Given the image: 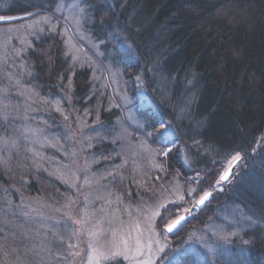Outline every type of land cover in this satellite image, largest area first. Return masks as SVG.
I'll use <instances>...</instances> for the list:
<instances>
[{
  "label": "trees",
  "instance_id": "trees-1",
  "mask_svg": "<svg viewBox=\"0 0 264 264\" xmlns=\"http://www.w3.org/2000/svg\"><path fill=\"white\" fill-rule=\"evenodd\" d=\"M58 1L28 0L20 9L0 1V16L28 14L0 21V264L32 262L41 226L36 211L57 210L69 189V179L63 182L53 168L59 157L35 158L45 128L55 131L54 140L76 164L83 160L82 142L89 141L84 152L92 157L91 173L111 171L107 186L122 202L130 196V203L151 204L145 198L177 179L185 194L192 185L199 187L197 198L212 191L210 201L166 237L185 234L193 241L215 229L225 257L192 264H264V0H81L82 26L100 51L72 33L55 12ZM44 14L55 29L35 34L9 27ZM62 30L87 61L71 59ZM15 34L25 39H11ZM115 84L151 136L125 118L128 107ZM57 100L68 124L51 110ZM83 113L89 131L81 141L72 134ZM162 122L175 132L170 143L158 137ZM139 141L154 150L159 168L122 164V150ZM162 150L170 151L165 156ZM237 153L242 159L234 175L216 184ZM219 232L237 235L224 241ZM173 242L180 247V240Z\"/></svg>",
  "mask_w": 264,
  "mask_h": 264
},
{
  "label": "rangeland",
  "instance_id": "rangeland-1",
  "mask_svg": "<svg viewBox=\"0 0 264 264\" xmlns=\"http://www.w3.org/2000/svg\"><path fill=\"white\" fill-rule=\"evenodd\" d=\"M0 1L4 2L5 5L13 9H20L28 3V0H16V1L15 0H0ZM81 8L83 9V12L80 11ZM54 9H55V12L63 15L62 18L65 21V23H67L70 27L73 26L74 30L72 29V33L74 35L76 34L80 40H82L84 43H87L89 47L93 48V50L100 51L98 49L99 42L97 41L95 42L92 39V37H90V35L87 33V31H85V28L82 26V23H83L82 16L85 13V9L82 6L81 0H59L56 8ZM26 16H28V14L5 15V16H0V17H11V19H4L0 21H10V20H15L19 18H24ZM76 18L79 19V23H76ZM49 20L53 22L51 17H49L47 14H44L43 16L33 19L31 21L25 20L24 23L20 22V24L9 26V27L14 28V29L19 28L20 31L25 27L28 29L27 32H29L30 30L33 33L37 34L38 32H42L41 29H46V28H48L47 30L55 29V26L57 23L52 24L49 22ZM33 24L37 25L36 30H34L31 27ZM61 33L64 34V42L68 48V52L71 55L70 56L71 59L76 62L87 61L86 60L87 58L85 59V56L83 55L82 51L79 50V48L76 46V43L73 39L74 37L65 30H62ZM16 35L17 34L11 37V39L16 38L19 43L21 40L25 39L22 37L18 38ZM10 43L13 44V41H11ZM6 45L7 44L5 43V46ZM2 46L4 45L2 44ZM97 82H98V85H102V82L100 81L99 78H97ZM114 87H115L114 91L119 96V99H121L120 104L122 106L128 107L127 111L124 113L125 118L129 120L128 122L130 123L132 122V124H134L136 127L138 128L140 127L139 129L142 132L146 131L144 134L148 135L149 132H147L148 130L144 129L145 123L142 117H140L135 111H132L133 110L132 108H130L129 97L125 94H122L120 90L118 91L116 84L114 85ZM5 98L6 96L3 95V99ZM1 100L2 98L0 97V103H2ZM50 103L52 106L51 110L56 111V114L58 113V115H60L62 113L61 112L62 109L59 104L60 102L57 100L53 102L50 101ZM25 105L26 103L23 102L22 106H24V108H26ZM16 107L17 106H15V108ZM57 108H59L60 111H57ZM62 115H63L62 117L60 115L59 119H57L59 123L61 124L63 122V124L65 123L68 124L69 120L65 119V117L67 116L64 115L63 113ZM55 117H57V115H55ZM77 119H78V124H79L81 123L82 120L84 122L87 119V116L84 115L83 113L82 118L78 117ZM48 122L50 123V121ZM141 125H143V127H141ZM79 126L80 127L76 128V130H78V134H75L72 131L74 133L72 135H75L76 138L78 137L81 138V141H82V138L85 135L84 130L89 131V129L86 128L85 125L83 126V124L82 125L79 124ZM62 128H63V125H62ZM162 128L163 127H161L159 131H161ZM53 135H55V131L53 129L45 128L44 139H42V141H38L37 145L38 147H40V149L36 150L37 156H35V158L38 157V159L46 158L47 160H51L53 158L52 155H55L56 158L59 157V163L53 165V168L56 169L57 177L62 179L63 182L69 179L70 182L67 181L69 182L67 183V185L69 186L70 190L66 189V192H63L64 194L62 195V202H61L60 207L57 210H53V211L48 210L47 212V210L44 209L43 210L44 212L40 210L36 211L38 214L37 222L39 223L37 225H41L39 226L40 235L37 236V239L34 242L35 246H34V253H32L33 254L32 262H27L26 264H57V262L61 260L62 258L57 257V260H52L51 257L46 252H44L42 249L44 247H47V248L52 249L54 253L62 252L66 245L60 244L57 240V237L60 235H64L65 239L67 240V236L65 233V224L67 222V217L65 216V212L70 210L73 214V218L75 219L77 216V213L78 212L82 213V211L85 209L89 212L96 213L92 221L93 223L96 219H101V217L104 218L101 220V225H102V228L104 229V232L101 234L99 238V243L101 245L105 244L107 241H109L112 238V233L110 230L115 229L117 240H127L129 242V245L131 246L133 255L135 253L136 241L137 239H139L140 243L144 245L143 256L136 257V259H141V258L147 259L149 256V251H148L147 246L149 245V243H151L153 247H155L156 246L155 240L160 239V237L154 236L152 233L148 231V228L146 226L147 216L148 214H150V209L155 210L158 204L163 202L165 198L169 200H174L179 195H185V192L183 193L179 180L178 179L176 180L174 178L176 180L174 181L175 185L173 186L172 183H170L169 184V187L171 186L170 189L165 191L162 195L158 191L159 193L158 192L156 193L155 198L153 199L145 198L146 201L152 202L151 204L150 203L144 204L143 200H138V199H134L135 203H130L129 201H132V198H130V196L125 198L127 199V202L125 201L122 202L120 198L121 196L119 197L117 193L113 192V190H111L107 186L108 181L106 179L107 178L106 175L112 174L111 171H108L109 173L108 172L104 173V175L103 174L96 175V174L91 173L92 157L91 156L89 157L88 155L90 154H87L86 152H84L85 150L89 149V146H90L89 141L82 142V144L83 143L84 144L81 145V147H83L82 149L83 155H81L83 158L82 160L83 164L80 162L79 159L76 164L70 158L68 160V158L66 157L68 154L64 153L65 151L62 148V146H58L59 144L56 140H54L55 138H53ZM40 136L42 137L43 133H41ZM169 137L175 138V132H174V135L169 136ZM0 140L2 141L4 140V138L0 137ZM8 140L14 141L11 138H8L7 141ZM134 143L135 144L132 143V145H130L129 148L125 147L124 150H122L123 158H120V160L122 161V164L126 162L130 163L129 166L133 167V170H139L141 167H146L145 165L147 164H150V167L159 168L158 166L159 163H157L158 161L156 162L154 159V156L156 154L154 150L150 148L145 142L139 141V142H134ZM2 151H3V146L1 147L0 145V158L2 156ZM46 151H49V152L47 153ZM50 151H54L55 154ZM61 156L64 157V159L61 158ZM65 159L67 160L66 162H65ZM229 163H231V160H228L226 162L225 168L229 166ZM223 171L224 170L222 169L221 173ZM165 176L167 177L168 174ZM85 179L92 181V183L85 184ZM103 179L105 181L102 183ZM192 188H194L193 185L191 187H188V189L186 190V193ZM215 189L220 190L221 186H217L215 187ZM85 197H87V201L85 200ZM98 197L100 199H98ZM195 199H198V198L195 197L194 199H192L188 195H185L186 202L182 205V207H192V205L195 202ZM101 209H103L102 212L99 211ZM198 211H196L195 209L192 215L197 213ZM46 212L47 214L45 215ZM180 213H182V211ZM41 218H43V221H41ZM170 219H174V217L173 218L170 217ZM137 224L140 225L139 228H137L136 226ZM215 233L216 231L213 228L211 230V233L206 234L208 238H206L205 235L201 234L200 236L202 237L197 238L194 236V239L192 241L190 240L189 237L185 238L184 236L185 234H184L182 235L183 239L169 237V240L168 239L161 240V243L166 242L168 245H170V247L166 250L169 254L179 253L181 254L179 255V258L184 257L191 264L196 261L202 260V258L212 259V257H216V258L221 259L225 256L222 254L220 249L217 248V246L221 247L222 245H220V243L216 241V239H220V237H217V234ZM218 235L221 236V232H219ZM80 239H81V251H83L84 241L87 238L84 236H81ZM178 240H180V244H181L180 247L178 248L173 247V243H176L173 241H178ZM72 242H75V241H72ZM209 249H211V251H209ZM186 251L190 252L191 255H183V253ZM193 252H197L196 257L193 256ZM77 264H79V261H77ZM101 264H133V261L131 259H124L123 257H116L114 260L110 259V260L102 261ZM162 264H166V262H162Z\"/></svg>",
  "mask_w": 264,
  "mask_h": 264
},
{
  "label": "snow or ice",
  "instance_id": "snow-or-ice-1",
  "mask_svg": "<svg viewBox=\"0 0 264 264\" xmlns=\"http://www.w3.org/2000/svg\"><path fill=\"white\" fill-rule=\"evenodd\" d=\"M83 12V9H80ZM11 19V17H0V20ZM76 23H79V19L76 18ZM43 31V29H41ZM16 55H20V53H16ZM140 77L137 76V80ZM17 84L20 83L19 80L16 81ZM57 111H60L57 108ZM67 119V117H65ZM163 128L158 133V137L162 143L171 141L168 140L169 136L174 135V130L171 129V125L168 122H162ZM143 127V125H141ZM29 131H32L29 129ZM149 136L152 133H148ZM170 151V150H168ZM168 151H161V155H167ZM242 159L241 155L237 153L232 157V160L235 162H239ZM234 175L233 172V164L229 163V167L225 170L216 181V184H220L222 182H228L230 176ZM115 178V177H114ZM194 181L199 180V175L193 178ZM92 181L85 179V184H90ZM167 189L161 186L160 194L162 195ZM199 192V187L190 189L185 195H188L190 198L194 199L196 194ZM153 195H156V192H153ZM185 195H179L174 200L164 199L163 202L159 203L155 210L150 209V214L147 216L146 226L148 231L152 233L154 236L160 237V239L155 240V247L151 243H149L148 251L149 256L147 259H136V257L143 256V248L142 245L137 239L135 253L132 254L131 246L127 240H117L116 238V230L111 229L112 238L107 241L105 244L101 245L99 243V238L101 234L104 232V229L101 225V220L104 219H96L93 221L95 217V212H89L86 209L82 211V213H77L76 218H73L72 212L69 210L65 212V216L67 217V222L65 224V233L67 236V240L64 235H60L57 237V240L60 244L66 245L62 252H53L52 249L44 247L42 250L46 252L52 260H57V257H61L62 259L57 262V264H101L102 261L105 260H114L116 257H123L124 259H131L133 264H162V262H166V264H181L179 259V253L169 254L166 250L170 247L166 242L161 243V240H166V237L169 233H173L177 231L180 226L184 222L187 221V218L192 215L195 209L201 208L205 205V203L213 196L211 191H204L202 195H199V199H195L192 207H182V205L186 202ZM98 199H100L98 197ZM87 201V197H85ZM110 202V201H109ZM100 212L103 209L99 210ZM183 214H180V212ZM168 215L174 216V219H168ZM139 228V224L136 225ZM236 232H230L227 235L221 236V239L224 241H228V236H236ZM81 236L86 237L87 239L84 241V248L81 251ZM75 241V242H72ZM242 243L247 245L250 243L249 240H242ZM2 247V246H0ZM211 251V249H209ZM183 255H191L190 252H184ZM155 257V259H154Z\"/></svg>",
  "mask_w": 264,
  "mask_h": 264
},
{
  "label": "water",
  "instance_id": "water-1",
  "mask_svg": "<svg viewBox=\"0 0 264 264\" xmlns=\"http://www.w3.org/2000/svg\"><path fill=\"white\" fill-rule=\"evenodd\" d=\"M231 163L233 164V169H234V168H235V165H236V163H237V162H235V161H233V160H232V161H231ZM228 167H229V166H228ZM228 167H227V168H225V170H227V169H228ZM225 170H224V171H225ZM224 171H223V172H224ZM223 172H222V173H223ZM222 173H221V174H222ZM222 183H224V182H222ZM212 193H213V192H212ZM211 198H212V197H211ZM211 198H210V199H211ZM198 199H199V198H198ZM210 199H209L208 201H210ZM208 201H207V202H208ZM205 204H206V203H205ZM203 207H204V206H202L201 208H198V209H196V211H198V210L202 209ZM180 214H183V212H182V213H180ZM191 216H192V215H191ZM191 216H189V217H191ZM189 217H188V218H189ZM188 218H187V219H188ZM169 234H170V233H169ZM169 234H168V235H169Z\"/></svg>",
  "mask_w": 264,
  "mask_h": 264
}]
</instances>
